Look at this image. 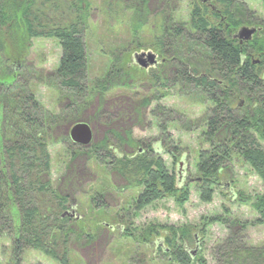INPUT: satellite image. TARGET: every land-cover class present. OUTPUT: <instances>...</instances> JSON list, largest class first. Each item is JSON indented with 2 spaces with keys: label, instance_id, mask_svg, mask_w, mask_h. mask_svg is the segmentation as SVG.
<instances>
[{
  "label": "trees",
  "instance_id": "1",
  "mask_svg": "<svg viewBox=\"0 0 264 264\" xmlns=\"http://www.w3.org/2000/svg\"><path fill=\"white\" fill-rule=\"evenodd\" d=\"M139 1L142 7L134 12L142 18L148 0ZM243 1L246 0H219L223 20L218 10H209L199 0H191L187 21L176 22L174 15L167 17L165 12L156 17L159 26L152 49L160 56L161 68L149 71L147 80L163 87L171 83V88L179 87L201 102L211 103L203 118L195 121H206L201 139L208 147L197 150L195 183L203 202L212 201L217 186L230 176L228 163L237 157L264 182V33L243 43L233 37L236 27L245 23L236 8ZM87 10L91 6L86 0H0V264H23L33 251L42 252L59 264H83L75 258L70 242L78 235L75 225L86 234V220L67 214L68 196L59 194L44 179L52 168L50 144H60L59 160L67 164L85 156L97 167L119 172L128 181L136 182L141 190L129 207L121 209L126 214L136 216L146 206L168 197L180 205L189 201L190 181H180L161 157L149 153L150 145L131 155L121 152L120 146L136 149L140 144L130 128L122 134L115 132L113 141L108 137L99 142L93 139L88 146L74 144L68 130L56 135L63 124L69 129L79 121L90 123L89 117L83 115L85 110L97 102L102 112L107 98L118 90L137 95L131 91L135 76L128 69L132 66L125 64V57L114 53L106 70L93 75L91 53L84 41L89 29ZM143 21L139 22L144 24ZM39 38L57 40L62 50L57 68L46 76L42 70L31 71L25 65L32 41ZM165 66L172 69V80L163 73ZM36 83H45L55 95L52 109L36 101ZM166 95H142L134 101L138 103L136 113L142 116L153 99ZM153 114L162 134L176 121L161 105ZM160 142L165 152L178 160L179 149L171 137L166 135ZM108 157L112 158L110 166L105 163ZM100 188L90 196L94 211L107 208L106 189ZM253 199L252 208L259 215L254 223H262L264 193ZM239 200L249 203L251 197L240 195ZM219 218L211 220L221 221ZM96 223L94 227L86 226L92 230L87 234L89 238L94 239L96 226L105 225ZM223 223L234 229L248 226V222L230 219ZM128 224L121 234L136 243L148 244L152 236L167 232L166 253L172 256L171 264H192L193 253L186 247L191 241L190 227L152 224L140 231L132 227V221ZM224 248L223 264H264V249L239 247L231 244L230 238L220 249L223 257Z\"/></svg>",
  "mask_w": 264,
  "mask_h": 264
},
{
  "label": "rangeland",
  "instance_id": "2",
  "mask_svg": "<svg viewBox=\"0 0 264 264\" xmlns=\"http://www.w3.org/2000/svg\"><path fill=\"white\" fill-rule=\"evenodd\" d=\"M199 1L211 11L220 9L219 0ZM86 2L90 4L91 10H87L89 29L84 34V41L87 50L91 53L93 75L99 76L106 70V65L111 58L115 57L114 53L125 57V64L132 66L128 69L132 71V76H135L131 91L137 94L134 96L118 90L107 98L102 112H99L97 102L85 110L83 115L90 119L94 142H99L106 137L113 141L115 132L122 134L130 128L133 138L140 144L136 149L120 146L121 152L131 155L135 151L146 150L150 145L152 148L150 154L161 157L167 169L174 172L180 181H190L191 192L189 201L183 205L178 204L174 198L168 197L146 206L136 216L126 214L125 210L121 209L129 207L132 198L141 190L136 182L128 181L119 172H109L97 167L85 156H79L67 164L59 160V152L62 150L60 144H50L52 168L44 179L50 181L59 194L68 196L67 214L82 217L86 220V226L94 227L96 222L105 223L101 228L99 225L95 227L96 229L94 228L97 230L94 239L87 235L92 232L91 228L85 226L86 234H82L75 225L74 229L80 236H75L70 242V249L75 258H78V263L171 264L172 256L166 253V249L169 248L166 242L168 233L152 236L148 244L136 243L134 239L121 234L123 226L129 225L130 221L133 222L132 227H137L140 231L152 224L172 225L185 229L190 227L191 241L186 247L193 253L192 264H223L226 259L224 254L226 249L221 250L224 257L219 252L229 238L231 244L239 247L243 245L244 248H254V250L264 249V222L254 223L259 215L252 208L253 197L264 193V182L251 166L243 162L241 157H237L228 163L231 170L230 176L217 186L212 201H201L195 187L198 179L197 150L205 149L208 145H203L201 139L206 121H195L203 118L205 110L211 107V103L201 102L187 90H179V87L171 88V83L165 87L161 84H153L152 81L147 80V77L149 71L151 73L154 69L161 68L160 58L157 57L156 64L150 63L148 66L140 64L136 58V54L142 52L151 51L157 55V50L152 49V45L159 26L156 18L159 13L165 12L164 15L167 17L174 15L176 22L187 21L190 17L191 0H148L142 18L136 16L134 12L142 7L139 0H86ZM236 8L245 23L236 27L235 33L241 27L252 28L255 25L261 26L264 33V1L246 0L236 4ZM174 9H176L175 12H173ZM140 19L145 23H140ZM32 43L25 60L27 68L31 71L42 70L44 76L53 73L62 55L58 41L51 38H39L34 39ZM137 43L143 45L138 47ZM102 47L104 53H101ZM136 47L138 48L135 50ZM139 67L147 71L139 70ZM162 71L168 79H173L170 67L165 66ZM33 86H35L36 101L45 108L52 109L55 106V95L51 89L45 83H36ZM161 92L167 95L158 100L153 99L150 106L142 111V116L136 113L138 103L134 101L140 100L142 95L160 96ZM158 105L163 106L165 112L170 113L176 120L168 125L164 134L158 127L153 114ZM190 120L192 124L188 123ZM67 128L63 124L60 127V133L56 135H63L67 130L69 135L71 127ZM161 135L163 137L169 135L173 145L178 147L179 152L173 150L178 154V160L174 161L173 157L165 152L160 142L163 138ZM261 144L264 147V140ZM111 161L112 158L108 157L105 163L110 166ZM100 187L106 189L104 190L106 211L102 207L95 211L90 207V196L94 194V190L101 189ZM240 195L251 197L250 202L247 203L249 199L245 203L240 201ZM117 215L120 216L118 221ZM216 216H219L221 221L212 222L211 218ZM225 219L248 222V226L247 228H230L223 223ZM237 239L238 242L235 243ZM179 242L182 243L180 240ZM23 264L59 263L42 252L33 251L26 257ZM173 264L177 263L173 262Z\"/></svg>",
  "mask_w": 264,
  "mask_h": 264
},
{
  "label": "water",
  "instance_id": "3",
  "mask_svg": "<svg viewBox=\"0 0 264 264\" xmlns=\"http://www.w3.org/2000/svg\"><path fill=\"white\" fill-rule=\"evenodd\" d=\"M256 29L242 27L234 35V38H238L243 42V40H251ZM136 58L140 64L148 66L151 64H156L157 55L153 52H142L141 54H136ZM69 137L74 144L81 146H88L93 140V129L91 125L87 122L79 121L73 124L69 131Z\"/></svg>",
  "mask_w": 264,
  "mask_h": 264
},
{
  "label": "flooded vegetation",
  "instance_id": "4",
  "mask_svg": "<svg viewBox=\"0 0 264 264\" xmlns=\"http://www.w3.org/2000/svg\"><path fill=\"white\" fill-rule=\"evenodd\" d=\"M204 2H209V1H206V0H203ZM211 6V5H210ZM212 7V6H211ZM213 9H214V7H212ZM216 10V9H215ZM218 10V9H217ZM222 12V11H221ZM219 10H218V14L220 15V18L222 19L223 17H224V14L223 13H221ZM252 28H254V29H256V31H255V33L253 34V36H252V38L255 36V35H262L263 34V32H262V27L261 26H259V25H255L254 27H252ZM233 35H234V32H233ZM157 57L158 58H160V56H159V54H157ZM160 63V62H159ZM158 63V64H159ZM254 63H255V61H254ZM263 77H264V75H263ZM262 77V78H263ZM264 79V78H263ZM243 106V103L240 105V108Z\"/></svg>",
  "mask_w": 264,
  "mask_h": 264
}]
</instances>
